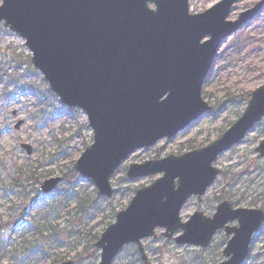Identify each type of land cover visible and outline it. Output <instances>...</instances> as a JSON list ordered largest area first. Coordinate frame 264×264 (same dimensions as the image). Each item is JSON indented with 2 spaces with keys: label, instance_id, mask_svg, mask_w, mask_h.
Here are the masks:
<instances>
[{
  "label": "water",
  "instance_id": "1",
  "mask_svg": "<svg viewBox=\"0 0 264 264\" xmlns=\"http://www.w3.org/2000/svg\"><path fill=\"white\" fill-rule=\"evenodd\" d=\"M189 1L3 0L0 6V24L24 40L51 92L86 115L93 144L76 170L101 197L113 196L111 177L131 155L175 138L211 110L202 89L216 55L264 7L262 1L233 22L229 16L241 0H222L201 14L190 13ZM263 118L264 86L249 95L243 116L209 146L132 165L130 180L162 177L137 191L104 232L96 244L99 264H113L129 244H137L150 264L141 241L155 238L156 229H164L166 239L181 232L175 239L179 246L206 249L218 231L235 221L239 228L226 229L234 233L225 250L230 259L221 264H244L253 234L264 223L263 211L234 210L224 202L212 219L198 212L186 223L181 212L190 199L201 202L220 175L214 167L218 157ZM21 148L31 157V146ZM255 151L264 157V141ZM59 182L48 180L41 191L50 194Z\"/></svg>",
  "mask_w": 264,
  "mask_h": 264
},
{
  "label": "rangeland",
  "instance_id": "2",
  "mask_svg": "<svg viewBox=\"0 0 264 264\" xmlns=\"http://www.w3.org/2000/svg\"><path fill=\"white\" fill-rule=\"evenodd\" d=\"M221 1L190 0V12L204 13ZM262 1H239L229 21H236ZM262 86L264 8L256 20L228 39L217 55L203 88L212 111L176 138L130 156L111 178L113 197L104 198L91 180L76 171L78 160L93 144L86 115L61 104L32 65L24 41L0 24V264H99L101 253L95 244L102 234L116 222L118 213L128 208L138 190L160 178L129 180L128 168L209 145L242 117L249 95ZM21 121L23 125L16 130ZM263 141L264 119L243 142L219 157L214 166L220 176L202 203L194 198L185 205L182 221L196 212L213 216L224 201L239 209L264 210V157L255 152ZM22 144L33 147L31 157L20 148ZM56 178L61 182L55 192L42 194V184ZM32 226L39 227L41 234H35ZM164 232L157 229L156 239L142 242L151 264L221 262L223 236H216L208 250H201L178 246L165 239ZM259 233L246 264H264V225ZM114 264L144 262L137 246L129 245Z\"/></svg>",
  "mask_w": 264,
  "mask_h": 264
},
{
  "label": "flooded vegetation",
  "instance_id": "3",
  "mask_svg": "<svg viewBox=\"0 0 264 264\" xmlns=\"http://www.w3.org/2000/svg\"><path fill=\"white\" fill-rule=\"evenodd\" d=\"M198 201V200H197ZM203 201V200H202ZM202 201L201 202H199L198 201V203L200 204V203H202ZM233 206V205H232ZM218 207H219V205L217 206V208H216V210H215V213H216V211H217V209H218ZM234 207V206H233ZM234 209H239V208H236V207H234ZM249 210H253V209H249ZM205 215V214H204ZM206 216V215H205ZM214 216V215H213ZM213 216H206V217H208V218H213ZM239 223L237 222V221H235V222H230V223H228L227 225H226V227L225 228H223V229H221L220 231H218V233L213 237V240H212V243L214 242V239L216 238V236H218V235H221V236H223V240H222V250H221V253H220V258H221V262H219V263H223V262H226V261H228L230 258H228L226 255H225V250H226V248H227V246H228V243L230 242V240L234 237V233H231V235H229L228 234V232H227V230L226 229H228V230H235V229H237V228H239ZM258 234H260L259 233V231L257 232V233H255V236L253 237V239H252V243L250 244V247H249V253H248V256H247V261L250 259V256L252 255V251H253V246H254V243H255V240H256V236L258 235ZM212 243H211V245H212ZM211 245H209V247L208 248H206V249H204V250H208L210 247H211Z\"/></svg>",
  "mask_w": 264,
  "mask_h": 264
},
{
  "label": "trees",
  "instance_id": "4",
  "mask_svg": "<svg viewBox=\"0 0 264 264\" xmlns=\"http://www.w3.org/2000/svg\"><path fill=\"white\" fill-rule=\"evenodd\" d=\"M22 174L23 173H21L20 175H22ZM31 178H28V179H31ZM32 228H33V231L35 234H41V229L39 227L33 226Z\"/></svg>",
  "mask_w": 264,
  "mask_h": 264
}]
</instances>
